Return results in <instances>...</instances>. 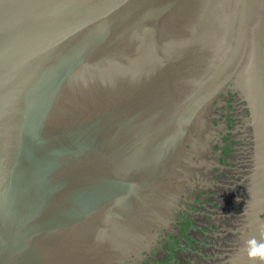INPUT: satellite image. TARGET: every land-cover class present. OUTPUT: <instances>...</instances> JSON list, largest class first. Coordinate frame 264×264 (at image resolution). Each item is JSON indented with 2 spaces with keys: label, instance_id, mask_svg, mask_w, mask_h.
Listing matches in <instances>:
<instances>
[{
  "label": "water",
  "instance_id": "obj_1",
  "mask_svg": "<svg viewBox=\"0 0 264 264\" xmlns=\"http://www.w3.org/2000/svg\"><path fill=\"white\" fill-rule=\"evenodd\" d=\"M228 86L264 142V0H0V264H124L143 238L138 264H205L237 220L217 204L229 177L197 193L177 158ZM211 110V129L238 113ZM256 221L261 240L264 201Z\"/></svg>",
  "mask_w": 264,
  "mask_h": 264
},
{
  "label": "flooded vegetation",
  "instance_id": "obj_2",
  "mask_svg": "<svg viewBox=\"0 0 264 264\" xmlns=\"http://www.w3.org/2000/svg\"><path fill=\"white\" fill-rule=\"evenodd\" d=\"M230 100L233 109L237 108V115H230L229 110H227L226 113H219L217 118H219L218 122L220 123V127L211 129V119L208 117L212 111L211 109L215 106L222 109ZM214 102L212 106L206 109L203 119H201L203 121H199L201 123L198 124L196 128V130H198L197 135L189 138L184 151H182L177 158V163L180 167H183L180 169V172L186 173V177H188L187 170L189 168H187V166L189 164H192L194 167L197 166L199 173L196 177L199 179L196 178L194 183L191 184L193 188L197 189V193L202 191L203 188L207 189V191L213 190L212 181L209 183V180H207V182L201 180V175L202 179H204V177H211V173L209 177L207 176L208 171L210 172L211 170L212 174L216 173V171H219L221 174L223 171L226 174L224 177H229L227 187H223L222 191L220 190L223 197L220 198L221 201L217 204L219 206V211H222L220 218L227 219L234 217L237 218V220L233 227L220 228V233L222 234V243L220 247L219 244H216V249H213V251H211V249H206L205 254L202 251L205 259L201 261L205 264H245L249 261L244 251L245 242L255 237L258 233L259 228L256 219L260 216V203L264 201V197L260 196V194L264 193V142H261L260 135L257 132L258 129L253 124V111L249 107H246L247 101L241 98L239 90L234 89L232 86H228L226 91L222 92L219 98L215 99ZM236 103L238 104L236 105ZM229 117L234 123L232 128L229 127L228 124ZM213 131L215 134H220L214 135ZM201 132H205L208 135L206 134L204 137H201ZM237 133H240L241 136L236 137L235 135ZM197 136L198 138H195ZM215 145H218V150L214 149ZM226 147L230 148V153L228 154L225 151ZM201 151H203L204 154L201 155ZM212 151L215 156L212 155ZM241 155L244 156V160H246L245 167H242L243 159L241 160ZM226 156L227 158H225ZM232 169L244 173L243 176L231 177ZM202 172H204L205 175H203ZM220 174L217 176L220 177ZM189 182L190 178L180 180L181 186L178 189L179 195L186 192L184 191V187L189 184ZM237 183L245 185L244 189L242 188V193L241 191L237 193L235 189L228 190L229 188L237 186ZM213 195L215 196V194ZM214 196L213 198L216 197ZM193 197H195V195ZM237 198H240V200H237ZM215 200H217V198H215ZM215 200L212 199L211 203H209L212 205ZM206 208L207 206H205L204 212H202L200 216L201 225H204L202 230H207V238L205 241L212 240V234H214V236L217 234V228L213 227L212 224V219H215L217 212L205 213ZM159 226L160 224L158 226L156 224L155 228L152 229L157 231L155 233L157 235L156 241L165 242L168 240V233L163 232V226L166 225L162 227ZM173 232L175 231L173 230ZM142 240L144 244L139 246L141 243L140 240V243L131 247L133 249L127 250L124 264H126L127 261H130L131 264H138L150 258V253L152 252V247L150 246L153 238H143ZM141 252H143V254H141ZM199 262L198 260L197 263L200 264Z\"/></svg>",
  "mask_w": 264,
  "mask_h": 264
},
{
  "label": "clouds",
  "instance_id": "obj_3",
  "mask_svg": "<svg viewBox=\"0 0 264 264\" xmlns=\"http://www.w3.org/2000/svg\"><path fill=\"white\" fill-rule=\"evenodd\" d=\"M261 232V240H257L255 237L248 239L245 242L244 251L249 260L259 261V264H264V229H261Z\"/></svg>",
  "mask_w": 264,
  "mask_h": 264
}]
</instances>
